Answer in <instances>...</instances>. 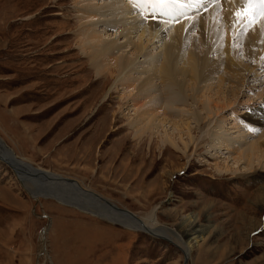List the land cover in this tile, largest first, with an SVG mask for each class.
<instances>
[{"label":"rangeland","instance_id":"rangeland-1","mask_svg":"<svg viewBox=\"0 0 264 264\" xmlns=\"http://www.w3.org/2000/svg\"><path fill=\"white\" fill-rule=\"evenodd\" d=\"M78 3L0 0V137L19 160L75 181L100 196L101 203L108 202L138 218L155 210L159 223L177 236L170 240L157 232L155 236L129 229L61 204L52 196L36 201L26 186L36 191L41 187L25 180L21 181L24 189L13 168L0 159V264H264V209L258 202L264 185V155L260 161L253 158L252 169L244 159L237 160L241 152L250 150L249 142L264 141V119L256 118L264 108L260 63L248 61L244 45L235 38L232 56L249 65L253 73L260 72L257 78L263 85L258 86L259 81L251 75L249 83L239 88L254 85L252 91L247 89V95L241 94L230 110L215 116L212 125L204 103L196 104L191 96L182 98L177 107L172 103L171 110L162 107L173 114L176 124L172 120L151 136L139 137V124L134 120L142 102L135 107L132 99L139 90L129 95L122 84L115 88L117 74L96 76L91 58L79 47L78 9L88 3ZM174 8L173 20L181 17L180 10L186 14ZM198 9L188 10L182 21L165 20L162 15L169 30L179 27L175 35L182 36L185 55L202 42L200 33L190 32L193 23L187 19L197 15ZM217 30L224 34L225 29ZM116 32L123 33L110 31L115 36ZM164 32L163 41L154 50L159 60H163L169 36ZM128 55L133 57L132 51ZM215 59L217 55H211V61ZM151 64L138 63L140 72L126 74L140 77ZM151 79L152 90L157 92L151 98H161V79ZM247 100L257 104L247 107ZM198 116H203L202 124ZM186 122L191 123L192 142ZM165 135L173 136L178 145L163 146ZM181 138L190 143L188 149ZM194 217L205 232L187 259L177 238L184 233L186 220ZM42 237L46 240L44 251Z\"/></svg>","mask_w":264,"mask_h":264},{"label":"bare ground","instance_id":"bare-ground-1","mask_svg":"<svg viewBox=\"0 0 264 264\" xmlns=\"http://www.w3.org/2000/svg\"><path fill=\"white\" fill-rule=\"evenodd\" d=\"M80 2L81 0H79V3ZM85 2L88 3L87 7H83L81 11L78 9V12H81V14H79L81 15L80 21L82 29H80L82 34H80L79 47L87 53L86 56L88 55V57L91 58V64L95 69L96 76L100 77L105 74L107 75V73H110L112 76L117 74L118 77L115 76V88L122 84L124 90H129V95H132L131 91L135 92V90H139L135 95H139L141 100L138 101L139 98L135 100L136 96L132 98L135 101V107L139 102H142L137 108L139 113L134 120L139 124L136 128V136L142 137V135L147 133L151 136L160 126H165L166 123H170L172 120L175 123V119L172 118L173 114H171L173 111L170 113L171 115H169V113H166V110H162V107H169L171 110L172 107L170 106L172 103L177 107V103H179V100L182 98L186 100L188 96H191V99L193 98L196 104L200 105L204 103L207 117L209 120L211 119V122L208 120L209 124L212 125L215 116L228 109L230 110L232 104L235 103L240 96L247 95V89L251 92V87L254 85L245 88V90H242L243 87L239 88V85L248 84L251 75L254 76L256 81H259V77L257 78V76L260 75V72L255 71V73H253V69L249 67V65L245 64L243 61L236 60L235 57L232 56L231 45L235 38L237 39V43H242L244 45L243 50L245 49V54L249 57L248 61L260 63L259 69L262 74L264 72V63H261V61L264 60V45L258 43H264V22H258L252 28H246L244 24L237 23L235 13L242 7L240 0H181L183 6H181V4L175 6L176 9L184 10L186 14L189 13L188 10L190 11V9H194V7L197 9L200 7L197 12L195 11L197 15H191L187 18L188 21L192 20L191 23H193L190 32H198L202 37L200 39L202 42L198 45L194 44V49L191 50L189 55H185L184 53L186 44H181L180 37L182 36L179 34L175 35L179 27L170 29V32L169 28L165 27L168 21L159 22L151 16L147 19L143 18L141 14L142 10L134 7V5L130 3V0H83V4H85ZM184 2L187 3L186 6H184ZM194 2H196V4ZM243 7H246V5H243ZM172 11L173 9L171 8L169 14L163 15L165 20L166 17H170V20H173ZM179 14L181 17L186 15L183 14L181 10ZM93 17H98L99 19L97 18L98 20L95 21ZM181 17L174 18L175 20H181ZM218 20H220L219 24L217 23ZM93 21L95 22L92 23ZM181 21L179 22L181 23ZM177 22L178 21L175 23L177 24ZM172 26H175V24ZM186 27L188 26H185V28ZM218 27L225 29L224 34L221 33V30H217ZM113 30H120L123 33L120 34L116 32L115 36L113 33H110V31ZM166 30L169 33L168 41H166L167 46L162 50L163 60H159L160 55L154 52V50L157 49V44L163 41V34ZM182 30L185 31V29ZM246 30H249V33L245 34L244 31ZM179 33L181 34L182 32L179 30ZM229 33L233 34L232 38L229 37ZM134 34H137V36L139 35V37L135 39L136 36H134L133 38L132 35ZM123 37H127V40L123 41ZM183 43L185 42L183 41ZM129 46L131 49L127 50L126 48ZM131 51L133 57L128 55ZM211 55H217V59L211 61ZM142 57H144V60H142ZM147 61H151L152 63L147 66V68L144 67V70L149 72V76L145 75L146 77H143V74L146 73L145 71L141 72L142 75H139L140 77H137L134 73L127 76L126 72H140V65L138 67L137 64H146ZM182 62H184L183 65L181 64ZM160 75L161 77H159ZM215 75L218 76L216 77ZM153 76H156L158 80L159 78L161 79V98H151L152 95L157 96V94H154L157 92H153L152 90V88H154V82L151 79ZM140 81L141 83H139ZM262 85L263 83L259 81L258 86ZM203 88L205 90H203L204 93L202 96L200 92ZM189 91L191 92L188 93ZM199 96H202V99H200ZM252 100H247V107L254 108V105L257 104V101L251 102ZM262 111H264V108L257 115V119H264ZM250 114L252 115V113ZM198 119L200 124H202L204 121L203 116ZM183 120L185 121V119ZM144 121L145 123L142 124ZM190 124V122H186L185 127L191 137L189 138L188 136V138L190 142H192L194 136L192 137V128ZM205 132L204 129V138ZM178 136H180V133ZM181 139L184 149H188L190 143L184 141L183 138ZM257 140L249 142L250 150L241 152L240 157L237 159L238 161L244 159L247 163H250L249 166L251 169L253 167V158L257 157L260 161L264 155V141L261 139L263 142L258 140L257 143L255 142ZM163 141V146L167 145L166 143L174 147L178 145L171 135H165ZM196 145L197 149V141ZM0 159L5 161L4 163L9 167L13 168L16 173L15 176L20 183L21 181L24 182L27 180L33 183V185L35 183L41 187V189L37 188L38 190L36 191L26 186L27 189L29 188L30 192H33L30 196L36 199V201H39L41 197L49 198L52 196L53 199L61 204L77 207L83 212H88L98 217H105L119 224H123L129 229L134 228L138 231H145L155 236H158L154 233L157 232L170 240H173L172 236L177 234V232L159 223L155 215V210L145 217L138 218L130 211L121 210L114 205H107L108 202L105 204L101 203L98 199V197L101 198L100 196L77 186L74 184L76 183L75 181H68L66 178L35 168L19 160L15 152L1 137ZM227 170L229 171L231 168L228 167ZM23 188L25 189V186H23ZM258 196V202L261 208L263 207L264 209V185L261 186ZM103 201L106 200L104 199ZM91 208L98 214L90 211ZM105 213H107V215H105ZM109 214H115L116 216H109ZM186 221L187 224L183 227L185 228L184 233H179L177 239L179 240L178 246L186 253L187 259H191L193 249L204 238L205 228L197 223V217L187 219ZM42 239L44 244H42L41 248L44 251L46 249V240L44 237H42Z\"/></svg>","mask_w":264,"mask_h":264},{"label":"snow or ice","instance_id":"snow-or-ice-1","mask_svg":"<svg viewBox=\"0 0 264 264\" xmlns=\"http://www.w3.org/2000/svg\"><path fill=\"white\" fill-rule=\"evenodd\" d=\"M240 2L242 7L236 13L237 23L252 28L258 22H264V0H240ZM130 3L142 10L141 14L145 19L149 16L156 19L160 15L169 14V10L178 4L183 6L181 0H130Z\"/></svg>","mask_w":264,"mask_h":264}]
</instances>
